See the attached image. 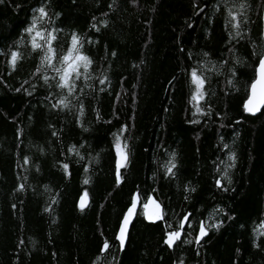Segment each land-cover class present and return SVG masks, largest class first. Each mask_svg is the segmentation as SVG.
I'll use <instances>...</instances> for the list:
<instances>
[{"label": "trees", "instance_id": "16d2710c", "mask_svg": "<svg viewBox=\"0 0 264 264\" xmlns=\"http://www.w3.org/2000/svg\"><path fill=\"white\" fill-rule=\"evenodd\" d=\"M263 1L0 0V264H264V103L242 106ZM74 35L69 95L41 60Z\"/></svg>", "mask_w": 264, "mask_h": 264}, {"label": "snow or ice", "instance_id": "6c2138e0", "mask_svg": "<svg viewBox=\"0 0 264 264\" xmlns=\"http://www.w3.org/2000/svg\"><path fill=\"white\" fill-rule=\"evenodd\" d=\"M41 17L46 16L47 13L45 12L44 8H40L38 9ZM229 15L232 17V20H236V16L233 15L231 13V11H229ZM36 23L37 21L34 19L32 21V25L26 29V31L28 33H32L36 27ZM234 27H239V24H235ZM36 36H40L42 37L43 34L41 32H37ZM49 36L51 37V39H55L54 36H51V33L49 34ZM48 43V50L47 53L45 54V56L42 58L41 60V64H45L47 63L48 67L52 68L57 75L59 76V82L57 84V87L61 88V89H67L68 90V94L71 95L74 90H75V80L79 79L80 76L83 74L80 72V68L83 67L85 70L87 69L88 65L91 63V61L88 59L87 56H83L80 54L79 52V48L77 47V45L79 44V39L78 37H76L75 35L72 38V48L69 49L67 55L62 57V63L64 64V66L62 68H56L55 65L52 63V60L55 58V49H53L51 47L50 41H46ZM41 45L36 43V37H33V48H40ZM73 52H75V56H73ZM18 59V53L13 52L11 54V64L13 67H15L16 61ZM77 61H82V64L77 63ZM259 68H260V79L257 80L256 82H254L252 84V92H253V97H255L256 95V89H257V85L261 84L264 85V58H261L260 62H259ZM191 77H192V82L196 85V95L193 96V99H196L197 97H203V92H202V88H203V84H204V80L197 75L196 71H193L191 73ZM45 82L48 81L49 77L45 76L44 77ZM103 82V81H102ZM261 101H264V87H262L261 89V97H260ZM59 103L61 105H63L64 107H67V103H65L64 99H61L59 101ZM245 109L247 111L253 112V114L255 113V111H258L259 108L258 107H253V99L250 98L248 100V102L245 104ZM197 111H199V109H197ZM117 140L119 141V137H117ZM120 145L119 143H117V148L119 149ZM230 159H234L233 157H230ZM27 162V161H26ZM175 167V165L173 164L168 170L169 172H171V168ZM65 168H67V166L65 165ZM85 183H87V180L85 181ZM218 186L219 185V181L217 182ZM83 200L81 202V207H83ZM185 220H187V217H185ZM128 223V218H125L124 224L121 227V232H120V236L118 237L121 241V246H123L124 242H125V238H126V225ZM206 231L203 227H201V236L206 235ZM180 237V232L179 231H174L172 233L169 234L168 239L165 241L167 244H169V246H171L174 241L176 239H178ZM198 242V241H197ZM105 248L108 247L107 243L104 245Z\"/></svg>", "mask_w": 264, "mask_h": 264}, {"label": "water", "instance_id": "95a60500", "mask_svg": "<svg viewBox=\"0 0 264 264\" xmlns=\"http://www.w3.org/2000/svg\"><path fill=\"white\" fill-rule=\"evenodd\" d=\"M263 6H264V1H263ZM260 34H261V38H262L261 53H260V56L258 57L256 65L254 67L253 78H252V80L250 81V83H249V85L247 87L246 97H245V99L243 101V104H242L244 110L250 115L256 114L260 110V108L262 107V105L264 103V101H261V99H260V97H261V89H262V87H264V85H261V84L257 85L255 97H253V92H252V87H251L254 82H256L257 80L260 79L259 62H260L261 58H264V8H263V10L260 13ZM250 98L253 99V107H258L259 108V110L255 111L254 114H253V112L247 111L245 109V104L248 102V100ZM82 200H83V204L85 205V203H86L85 197L83 195H79L78 198H77V201H76V204H77L78 207H81ZM136 201H137L136 194H135V192H133L131 194V198H130L129 204L125 207V209L123 210V212H122V214H121V216H120V218L118 220V223H117V226H116V229H115V232H114V240L117 243L119 249H122V247H123V246H121V241L118 238L120 236L121 227L124 224L125 218L127 217L128 218V223L126 225V235H127L130 223L132 222L133 217H134V213H135V209H136ZM151 203L153 204L154 202L151 201ZM153 213L154 214L157 213V209L156 208L153 209ZM201 227L202 226L199 223L198 229H197L198 238H202L204 236V235L201 236ZM176 231L180 232L179 229L176 230ZM125 240H126V238H125Z\"/></svg>", "mask_w": 264, "mask_h": 264}, {"label": "rangeland", "instance_id": "374dc122", "mask_svg": "<svg viewBox=\"0 0 264 264\" xmlns=\"http://www.w3.org/2000/svg\"><path fill=\"white\" fill-rule=\"evenodd\" d=\"M118 161L117 162H119V159H117Z\"/></svg>", "mask_w": 264, "mask_h": 264}]
</instances>
